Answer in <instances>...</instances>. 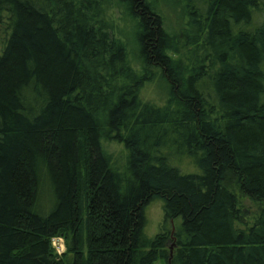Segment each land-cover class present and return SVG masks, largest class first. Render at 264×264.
<instances>
[{
    "label": "trees",
    "instance_id": "1",
    "mask_svg": "<svg viewBox=\"0 0 264 264\" xmlns=\"http://www.w3.org/2000/svg\"><path fill=\"white\" fill-rule=\"evenodd\" d=\"M117 1L162 106L141 101L150 73L107 0H0V264H264V0H176V36L152 0Z\"/></svg>",
    "mask_w": 264,
    "mask_h": 264
},
{
    "label": "rangeland",
    "instance_id": "2",
    "mask_svg": "<svg viewBox=\"0 0 264 264\" xmlns=\"http://www.w3.org/2000/svg\"><path fill=\"white\" fill-rule=\"evenodd\" d=\"M155 10L160 15L164 29L171 35H179L183 30L185 17L183 16L182 9L176 0H152ZM103 19L107 22L110 31L116 37L120 38L126 46L129 63L133 70L140 73L144 69L150 73L149 80L145 81L140 90V99L144 103H151L162 106L168 99L170 90L169 85L162 77L159 69L155 67H145L139 58L138 46L135 39V23L125 13L123 7L117 0H107L103 6ZM180 51L174 58L182 57ZM104 146L108 152L115 157L123 156L122 146L114 142H105ZM175 166L179 168L182 173H197L198 169L188 164L187 161H176ZM231 190L236 195L237 200L242 208L249 211V213H257L260 209V204L255 203L242 195L237 187L232 184ZM146 225L144 233L146 237L152 238L159 230L163 222L162 202L158 199L149 202L145 208ZM179 220L171 222L172 228L179 225ZM52 247L58 254L64 251V242L61 238L52 239ZM155 264H164L161 260Z\"/></svg>",
    "mask_w": 264,
    "mask_h": 264
}]
</instances>
